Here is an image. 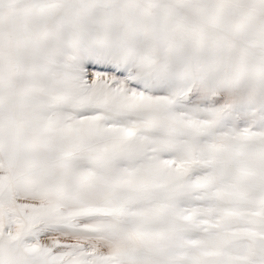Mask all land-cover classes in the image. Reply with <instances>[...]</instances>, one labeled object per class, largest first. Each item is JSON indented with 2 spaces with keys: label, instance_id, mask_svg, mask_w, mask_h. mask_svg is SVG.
I'll use <instances>...</instances> for the list:
<instances>
[{
  "label": "snow or ice",
  "instance_id": "6c2138e0",
  "mask_svg": "<svg viewBox=\"0 0 264 264\" xmlns=\"http://www.w3.org/2000/svg\"><path fill=\"white\" fill-rule=\"evenodd\" d=\"M0 264H264V0H0Z\"/></svg>",
  "mask_w": 264,
  "mask_h": 264
}]
</instances>
